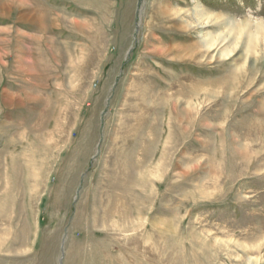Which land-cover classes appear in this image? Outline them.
I'll return each mask as SVG.
<instances>
[{
  "label": "rangeland",
  "instance_id": "374dc122",
  "mask_svg": "<svg viewBox=\"0 0 264 264\" xmlns=\"http://www.w3.org/2000/svg\"><path fill=\"white\" fill-rule=\"evenodd\" d=\"M0 264H264V0H0Z\"/></svg>",
  "mask_w": 264,
  "mask_h": 264
}]
</instances>
